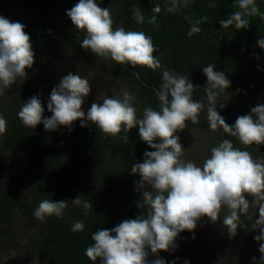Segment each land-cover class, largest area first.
Instances as JSON below:
<instances>
[{
	"label": "trees",
	"instance_id": "trees-1",
	"mask_svg": "<svg viewBox=\"0 0 264 264\" xmlns=\"http://www.w3.org/2000/svg\"><path fill=\"white\" fill-rule=\"evenodd\" d=\"M17 1L24 5L26 17L15 15L9 21L25 25L24 30L30 36L35 54L34 61L38 55L48 51L57 35V39L97 64L105 65L114 75L124 72L127 76L125 84L135 91L141 103L138 117H142L147 107L159 110L160 102L155 92L163 82L164 70L189 76L196 87L193 100L200 101L207 96V77L203 68L209 64H215L216 70L223 71L231 81V86L221 94L237 99L246 96L249 99L257 92L255 100L264 101V49L260 52L257 43L264 39V19L259 15L250 17L247 29L221 27L220 20L228 19L234 11L239 10L235 0H177L175 12L166 10V6H172V0H95L101 8H109L114 3L115 6L109 8L114 27L142 31L152 38L157 48L154 55L159 57L161 63V69L155 71L145 66L132 67L104 60L83 49L80 45L85 33L77 31L67 16V11L79 0ZM1 5L2 0L0 8ZM155 5L161 6L159 13L152 11ZM256 5L264 13V0H256ZM137 9L145 17L142 24L133 19ZM153 15L156 16V23L150 24L148 20ZM203 17H207V21L199 25L201 31L189 36L192 26L189 20L194 23ZM26 72L27 77H18L14 84L4 90L6 100L1 107L7 128L0 135V145L6 150L0 153V237L11 230L8 228L9 222L20 216L26 231L32 232L28 234L25 244L27 251L35 253L36 264H101L99 258L93 262L85 255L87 247L94 243L92 234L98 230L112 229L126 219H136L146 210L134 206L141 192L137 197L132 196L137 194L133 182L128 184L126 181L128 185L125 186V181L116 180L109 169L99 166L100 157L108 163L107 157L118 155L119 162L129 166L131 162L136 163V158L144 162V153L154 149L140 139L138 126L128 133L122 130L115 137L105 135L91 122L87 127H82L79 120L73 122L71 131L64 126H59L56 131H46L43 124L34 129L24 126L18 112L23 103L33 97V87L29 83L31 71L26 69ZM135 73L138 78H133ZM217 111L228 125L235 124L237 118L231 111ZM253 118L256 119L255 116ZM195 125L211 130L207 113L201 112ZM221 130L220 142L228 139L234 147L244 150L245 145L237 138ZM125 135H128L127 143L122 139ZM245 147L258 153L264 161V144ZM22 180L28 186L25 190L15 185ZM78 196L81 200L89 201L92 208L86 211L82 205L72 204ZM44 199L68 202L63 218L53 215L43 222L38 220L33 213ZM76 221L84 222L82 232L71 231ZM222 221L223 213L217 220L220 232L211 239H193L196 232L185 230L178 235L174 251H160L157 256L149 249L147 259L151 262L162 258L165 264H185L188 259H197L201 251L204 258L206 254L223 256L230 242L243 248L253 247L260 258L258 242L254 239L257 234L251 233L247 215L240 216V227L234 237L228 234ZM1 246L3 244L0 243V249ZM181 255L185 256L179 259Z\"/></svg>",
	"mask_w": 264,
	"mask_h": 264
},
{
	"label": "clouds",
	"instance_id": "clouds-1",
	"mask_svg": "<svg viewBox=\"0 0 264 264\" xmlns=\"http://www.w3.org/2000/svg\"><path fill=\"white\" fill-rule=\"evenodd\" d=\"M235 6L239 10L228 19L220 20L221 27L247 29L250 17L259 15L264 19L256 0H235ZM166 10L177 11V0H172V6H166ZM152 11L159 13L161 6L155 5ZM67 16L77 31L85 33L80 46L97 57L132 67L145 66L153 71L161 69L159 57L154 55L157 48L152 38L142 31L114 27L110 9L101 8L95 0H79L67 11ZM133 19L138 24L145 21L139 9L135 10ZM206 21L207 17L194 23L189 20L192 26L188 35L199 33V25ZM148 23L155 24L156 16L153 15ZM24 29L25 25L0 16V94L18 77H27L26 69L34 64L30 36ZM257 43L264 49V39ZM203 72L207 77L205 90L210 129H223L245 146L264 144V104H258L250 114L239 116L234 125H228L217 111L216 98L231 86V81L223 71L216 70L215 64L204 67ZM162 81L155 92L160 102L159 110L147 107L142 117L137 116L132 103L134 97L127 91L122 99L105 97L102 103H92L85 113L82 105L91 92V84L88 79L72 73L52 89L47 103V110L52 113L49 118L43 116L44 108L38 96L24 102L18 112L24 126L34 129L43 124L46 131H56L59 126L71 131L73 122L79 120L82 127L91 122L105 135L115 137L122 130L128 133L138 126L140 139L154 149L144 153L143 163L132 165V173L140 176L136 186L142 198L137 206L146 208V212L112 229L93 233L94 243L85 250L86 257L93 262L99 258L101 264H165L162 258L150 262L148 250L157 256L160 251H174L178 235L185 230L192 232L202 217L215 223L223 213V225L234 237L240 227V216L258 210L259 219L252 228L259 229L260 234L254 239L260 242V264H264V161L254 159L247 150L234 147L228 139L211 149V155L202 166L181 160L184 148L175 133L186 128V121L198 123L205 105L193 100L196 87L188 75L164 70ZM6 128L7 122L0 115V135ZM122 139L127 143L128 135ZM246 197L252 198L251 203ZM71 203L82 205L86 211L92 208V204L81 200L80 196ZM68 205L66 201L44 199L33 215L41 222L53 215L63 218ZM84 227L83 221H76L71 231L82 232ZM252 259L256 264V257Z\"/></svg>",
	"mask_w": 264,
	"mask_h": 264
},
{
	"label": "rangeland",
	"instance_id": "rangeland-1",
	"mask_svg": "<svg viewBox=\"0 0 264 264\" xmlns=\"http://www.w3.org/2000/svg\"><path fill=\"white\" fill-rule=\"evenodd\" d=\"M114 6V3H112L109 8H113ZM15 15H18L19 18L26 17L24 5L17 0H2L0 16L10 20ZM258 50H260V52L263 51L261 48H258ZM108 64H110V61ZM30 71L31 76L29 77V83H31L33 87L31 91L32 96H38L41 100L44 108L43 116L45 118H49L52 115V113L47 110V103L50 99L52 89L57 86L68 73L79 74L81 77L88 79L91 84V92L84 98V103L82 105V109L85 113L90 109L92 103H102L105 97H119L122 99L125 91L134 97L132 101L133 106L137 109V113H141L139 97L129 85L125 84L124 79H126L127 76L124 75V72H121L120 75H114L105 65L97 64L91 58L77 52L68 44L57 39V35L54 41H51L48 51L37 56ZM134 77L138 78L136 73L133 75V78ZM4 93L5 91L0 94V115H2L1 107L3 101L6 100ZM256 93L251 95L249 99H247L246 96H240L238 99L233 97L230 98L220 93L216 98L217 110H229L236 118L248 115L253 107L258 104H264V101L260 99L256 101ZM200 102L205 105L204 110L201 112L207 113V96L202 98ZM219 105L225 106L220 108ZM221 134V129L216 131L201 129L191 121H186V128L183 131L175 133V135L180 137L179 142L184 148L181 160L184 162H193L197 166H202L203 162L211 155V149L219 144ZM243 149L249 151L254 159L263 161L258 153L247 149L245 146ZM3 152H6V150L0 145V153ZM100 159L101 162L99 166L105 170L109 169L116 180L125 181L123 185L127 186L133 182L137 194L132 196L137 197L140 190L137 189L136 182L139 181L140 176L138 173H132V165L135 164V162H131L129 166H123V163L119 162L120 159L118 155L112 158H110V156L107 157L108 163H106L107 161L103 160L102 157H100ZM136 160V163H143L142 159L136 158ZM17 166L18 164H16L15 168H17ZM15 185L20 187L21 190H25L27 186L26 183H23V180L20 184L16 183ZM141 198L142 193L134 204L136 208H139L137 204ZM246 198L251 203L252 198ZM143 210L147 209L144 208ZM247 217L251 223V233L259 235V229L253 230L252 228L255 220L259 219L258 210L255 211V213L254 211H250ZM21 219L20 216H17L16 220L10 221L8 228H11V230L2 234L0 237V243L3 244V247L1 246L0 249V264H36L37 260L35 253L30 250L27 251L25 244L28 234L32 232L26 231ZM218 227V222L213 223L208 217H202L197 223V227L193 230L196 232L194 236L197 240L200 239L202 241L206 238L211 239L213 235H217L218 232H220ZM258 246H260V242H258ZM203 250L205 251L204 246ZM230 251H232V253H230ZM255 252L253 247L243 248L239 244H232L230 242L223 256H211L206 254L204 258V252L201 251L197 259L195 258L196 260L191 259L190 261V259H188V264H253V257H256V264H260V258L257 257ZM183 256L185 255H181L179 259Z\"/></svg>",
	"mask_w": 264,
	"mask_h": 264
}]
</instances>
